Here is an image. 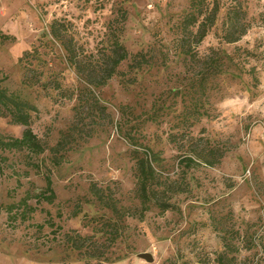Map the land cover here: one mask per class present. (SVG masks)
Segmentation results:
<instances>
[{
  "label": "rangeland",
  "instance_id": "374dc122",
  "mask_svg": "<svg viewBox=\"0 0 264 264\" xmlns=\"http://www.w3.org/2000/svg\"><path fill=\"white\" fill-rule=\"evenodd\" d=\"M217 3L216 23L191 58L180 53L179 26L191 0H0L2 86L38 107L32 128L46 147L38 154L0 142V264H264V0H208L209 9ZM120 5L126 17L115 13ZM233 7L246 13L247 31L230 43ZM55 18L88 55L102 49L115 19L128 48L150 63L135 70L125 61L107 84L87 86L50 35ZM211 58L226 71L203 93L195 80ZM26 72L41 82L27 85ZM24 129L0 114V140ZM62 139L56 165L50 148ZM146 148L160 155V189L147 211L134 154ZM186 156L197 164L187 167ZM48 173L53 202L39 199ZM158 201L175 207L163 211ZM75 231L96 236L76 249Z\"/></svg>",
  "mask_w": 264,
  "mask_h": 264
},
{
  "label": "trees",
  "instance_id": "16d2710c",
  "mask_svg": "<svg viewBox=\"0 0 264 264\" xmlns=\"http://www.w3.org/2000/svg\"><path fill=\"white\" fill-rule=\"evenodd\" d=\"M219 10V3L209 9L208 0H191L189 10L182 17L179 24L182 33L181 54H186L191 58H196L198 56L195 46L206 38L210 29L216 23ZM114 11L115 13H121L123 17H126L128 14L127 9L121 5ZM245 14L246 13L241 8L233 7L229 9L226 20V41L230 43L237 42L246 33L247 28L242 27V20ZM117 28L118 27L115 25V19H112L110 25H108L107 40L103 44L102 49H100L98 53H91L90 55L81 51L75 41L74 34L71 33L67 24L58 18L53 19L50 24V35L63 47L68 63L75 69L80 80L87 86L99 88L107 84L111 78L122 72L120 66L125 61H130V67L135 70H140L145 63H150L148 54L145 53V51L133 53L128 48L122 36L123 28ZM4 36L6 38H14L12 35ZM38 53V48L29 51L27 50L23 56L20 57V62L23 63L31 55L36 57V54ZM211 61L212 64L204 69V72L198 81L197 79L195 80V84L203 93H206L209 81L212 77L226 71L223 66L224 64L218 63V59L211 58ZM28 75L29 73L26 72L24 77V83L27 85L39 84L42 80H29L27 79ZM3 81L4 77H0V114L10 117V120L13 123L23 125L25 129L21 137L12 138L10 141L0 140V142L4 145H11L14 147H26L32 152L38 154L44 152L46 147L32 128L33 112H38V107L30 100L24 99L20 94L9 92L2 86ZM96 106L97 102L94 103V107ZM200 106V100L195 99L192 103V107L196 111H199ZM63 140L64 139L60 140L55 146L50 148L54 155L53 159L56 165H60L63 162L64 154L62 153V150L66 148L64 146L65 140ZM134 154L136 157L138 178L137 191L141 200L142 208L147 211L150 208V203L153 202L157 191L160 189V187H158L159 174L156 167V162L158 163L160 161V155L149 148L144 150L134 149ZM181 161L186 164L187 167L197 164V159L193 156L183 157ZM204 161L210 165L216 164L214 159H209L206 156H204ZM90 189L98 199L103 200L104 193L101 188L97 187L96 184H92ZM39 196V199L43 198L51 202L56 199L57 195L50 173L46 175V187ZM157 203L163 211L175 207L173 203L165 201H158ZM110 207H112L115 214L119 213L116 203H111ZM144 210H141L142 214H144ZM115 224L116 221H114V223H112V221L108 222L109 226H114ZM118 231L119 229L116 228L115 232ZM95 236V232L92 235H83L77 231H75V235H68L69 239L72 240V243L75 244L74 247L76 249H82L84 241L93 239ZM115 236L117 235H113V239ZM96 242L97 240H94V243ZM98 257L103 258L102 260H110V257L101 254ZM222 257L225 256L222 255Z\"/></svg>",
  "mask_w": 264,
  "mask_h": 264
},
{
  "label": "water",
  "instance_id": "95a60500",
  "mask_svg": "<svg viewBox=\"0 0 264 264\" xmlns=\"http://www.w3.org/2000/svg\"><path fill=\"white\" fill-rule=\"evenodd\" d=\"M139 256L141 258L146 259L148 262H153L154 261V255L150 252H144V253H140Z\"/></svg>",
  "mask_w": 264,
  "mask_h": 264
}]
</instances>
